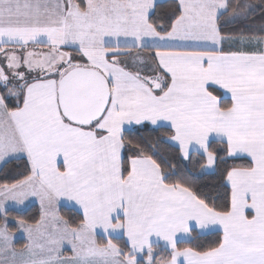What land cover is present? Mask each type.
Returning <instances> with one entry per match:
<instances>
[{
  "label": "snow or ice",
  "instance_id": "1",
  "mask_svg": "<svg viewBox=\"0 0 264 264\" xmlns=\"http://www.w3.org/2000/svg\"><path fill=\"white\" fill-rule=\"evenodd\" d=\"M160 6L0 0V172L24 162L0 180V264H264V0ZM149 126L202 169L243 161L223 196L176 179Z\"/></svg>",
  "mask_w": 264,
  "mask_h": 264
},
{
  "label": "trees",
  "instance_id": "2",
  "mask_svg": "<svg viewBox=\"0 0 264 264\" xmlns=\"http://www.w3.org/2000/svg\"><path fill=\"white\" fill-rule=\"evenodd\" d=\"M174 0H164L161 1V6L158 9V13L167 12L170 10ZM255 2V0H253ZM255 18L258 20L259 13L255 14ZM239 24H231L227 25L225 27V31H231L237 27H239ZM137 139L143 138L146 143L151 144H157L158 148L157 150L160 153V156L164 159L170 161L175 166V171L178 173V175L175 177L176 179H186L190 181L191 183L195 184L197 187H199L203 193L207 194L210 197L213 198H220L223 196L226 189L224 187H221L223 184L224 179V173L227 168H230L234 164L242 163L243 161L233 160L231 158H224L223 160H218L217 165L215 166V170L211 173H202L201 167L197 165L195 162L197 160L200 161V164H205L206 160H202L199 156L193 155L192 162L190 163L187 160H183L179 154V151L176 147L171 146L169 144L165 143H158L159 137L164 135V131L161 130L160 132H156L153 130V127H148L145 129H142L138 133L133 134ZM214 147H222V145H214ZM221 157L224 156V153L221 152L219 154ZM23 161L22 160H16L11 163H9L2 172H0V180H3L5 175H16L18 172L22 171L23 168ZM11 216L14 217H23L25 219H32V218H39V209L37 206L33 205L29 207L28 209L24 211H16V210H10ZM62 214L69 219L79 220V213L74 211L73 209H69L67 207L62 206L61 207ZM194 237H196L194 243L192 246H196L197 244H207L211 241L217 239L216 235H210L206 234L202 237L196 236V234H193ZM122 243V241H121Z\"/></svg>",
  "mask_w": 264,
  "mask_h": 264
},
{
  "label": "rangeland",
  "instance_id": "3",
  "mask_svg": "<svg viewBox=\"0 0 264 264\" xmlns=\"http://www.w3.org/2000/svg\"><path fill=\"white\" fill-rule=\"evenodd\" d=\"M164 1V0H163ZM31 206H33V205H31ZM30 206V207H31ZM36 206V205H35ZM28 208H29V206H28ZM28 208H26V209H28ZM37 208L39 209V212H40V208L37 206ZM12 210H15V209H12ZM25 210V209H24ZM24 210H22V211H24ZM17 211V210H16ZM61 214H62V212H61ZM63 215V214H62ZM11 217H14V216H10V219H11ZM10 226V228L12 229V231L15 233V236H16V240H15V243L17 244V246L19 247V246H22L24 243H26L27 241L25 240L26 238H25V236L20 232V231H18L17 230V228H16V226H15V224L13 223V224H10L9 225Z\"/></svg>",
  "mask_w": 264,
  "mask_h": 264
},
{
  "label": "crops",
  "instance_id": "4",
  "mask_svg": "<svg viewBox=\"0 0 264 264\" xmlns=\"http://www.w3.org/2000/svg\"><path fill=\"white\" fill-rule=\"evenodd\" d=\"M161 1H163V0H161ZM150 127H152V126H150ZM205 164H206V162H205ZM215 170V166L213 167V168H211V169H202L201 168V172L202 173H211V172H213ZM31 205H36V206H38L39 207V203H38V201H32V202H30L28 205H27V207L26 208H28V206L30 207ZM64 207H67V208H69V209H72L71 207H69V206H64ZM26 208H23V209H19V208H17V209H15V210H17V211H22V210H26ZM40 208V207H39ZM74 210V209H73ZM74 211H76V212H78L77 210H74ZM79 213V212H78ZM26 240V239H25Z\"/></svg>",
  "mask_w": 264,
  "mask_h": 264
}]
</instances>
